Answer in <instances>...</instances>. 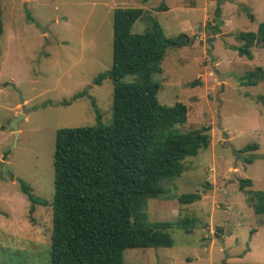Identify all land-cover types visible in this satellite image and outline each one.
Wrapping results in <instances>:
<instances>
[{
    "label": "rangeland",
    "instance_id": "374dc122",
    "mask_svg": "<svg viewBox=\"0 0 264 264\" xmlns=\"http://www.w3.org/2000/svg\"><path fill=\"white\" fill-rule=\"evenodd\" d=\"M116 7L144 10L134 33L148 31L151 16L166 36L191 38L168 49L162 72L151 77L160 84L161 104L182 102L188 108L185 123L176 128L201 130L210 141L183 160L180 176L160 181L166 193L146 206L145 223L195 216L196 227L191 233L169 230L170 247L125 248L122 261L264 264V215L255 214L248 200L252 191L264 189V108L256 100L264 82H239L247 71L264 68V48H251L252 58L235 49L241 45L235 34L256 31L264 21V0H0V264H49L55 133L112 123V82L94 79L111 68ZM17 116L16 136L8 126ZM253 143L259 148L239 152ZM249 157L252 163L244 161ZM245 178L252 185L240 190ZM18 179L47 204L31 203ZM187 192L200 199L180 204L177 196Z\"/></svg>",
    "mask_w": 264,
    "mask_h": 264
},
{
    "label": "trees",
    "instance_id": "16d2710c",
    "mask_svg": "<svg viewBox=\"0 0 264 264\" xmlns=\"http://www.w3.org/2000/svg\"><path fill=\"white\" fill-rule=\"evenodd\" d=\"M144 13L137 7H116L112 12L111 68L94 79L95 84L105 78L112 82V123L56 130L49 264H126L122 261L125 248L170 247L169 230L191 233L199 222L195 216L144 222L147 200L166 193L160 181L180 176L183 160L210 143L201 130L181 132L176 128L185 123L188 108L182 102L161 104L157 98L160 84L151 77L162 72L161 62L168 49L190 44L191 38L185 33L166 36L151 16L148 31L132 32L134 22ZM214 14L220 16L218 5ZM235 38L241 42L235 47L238 55L252 58L251 48H264V21L256 31L238 32ZM125 75H136L138 80L122 83ZM259 81L264 82L262 66L239 78L242 86ZM198 83L196 79L190 85ZM85 93L78 92L73 99ZM256 100L264 108V93ZM91 102L98 114L95 101ZM258 148L257 143L248 144L239 152ZM253 160L244 159L246 163ZM18 180L31 203L47 204L32 193L29 184ZM250 185L249 178L239 181L240 190ZM199 199L197 192L177 196L180 204ZM248 200L255 214L264 215V189L252 191Z\"/></svg>",
    "mask_w": 264,
    "mask_h": 264
},
{
    "label": "water",
    "instance_id": "95a60500",
    "mask_svg": "<svg viewBox=\"0 0 264 264\" xmlns=\"http://www.w3.org/2000/svg\"><path fill=\"white\" fill-rule=\"evenodd\" d=\"M19 116L14 117L13 120L10 122V124L8 126V128H11V129H13L15 131V135L16 136L18 135V132H17V122L19 120Z\"/></svg>",
    "mask_w": 264,
    "mask_h": 264
}]
</instances>
